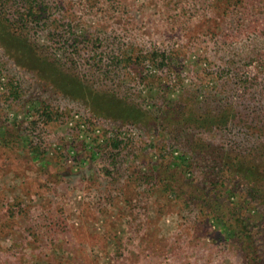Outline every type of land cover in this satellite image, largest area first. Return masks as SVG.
<instances>
[{"label": "rangeland", "instance_id": "1", "mask_svg": "<svg viewBox=\"0 0 264 264\" xmlns=\"http://www.w3.org/2000/svg\"><path fill=\"white\" fill-rule=\"evenodd\" d=\"M46 2L0 0V264H264V0Z\"/></svg>", "mask_w": 264, "mask_h": 264}, {"label": "trees", "instance_id": "2", "mask_svg": "<svg viewBox=\"0 0 264 264\" xmlns=\"http://www.w3.org/2000/svg\"><path fill=\"white\" fill-rule=\"evenodd\" d=\"M13 2H15L16 4L15 10L12 11L14 13L13 17L6 18V20L14 30L19 31L22 34L28 35L31 25L34 24H36L40 28L43 26L49 28L51 25H53V23H56L55 20H50L51 16L49 15L48 6H46L48 5L46 0H13ZM54 30L58 31V27H55ZM75 38L70 45L66 46V49L68 48V46L71 47L70 53L72 52L74 53V55L77 53V47L83 41H85L84 39ZM63 43L67 44L66 42ZM93 43L94 41L90 40L85 44L86 47H92ZM119 57L121 56H98L91 52V55L85 58V61L87 66L91 67L92 70H94V73L98 72L99 76H104L106 79H110L115 75L116 70L123 69V60ZM120 75L121 74H119L118 77ZM204 122L211 124V122L207 120H205ZM225 123L226 122H224V124Z\"/></svg>", "mask_w": 264, "mask_h": 264}]
</instances>
